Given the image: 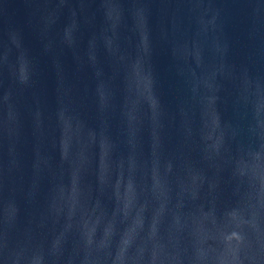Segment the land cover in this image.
I'll return each mask as SVG.
<instances>
[{
    "label": "water",
    "instance_id": "1",
    "mask_svg": "<svg viewBox=\"0 0 264 264\" xmlns=\"http://www.w3.org/2000/svg\"><path fill=\"white\" fill-rule=\"evenodd\" d=\"M0 264H264V0H0Z\"/></svg>",
    "mask_w": 264,
    "mask_h": 264
}]
</instances>
